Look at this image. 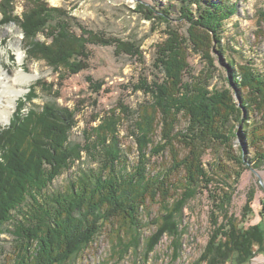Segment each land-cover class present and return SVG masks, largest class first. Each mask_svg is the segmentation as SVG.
Instances as JSON below:
<instances>
[{"label":"trees","instance_id":"trees-1","mask_svg":"<svg viewBox=\"0 0 264 264\" xmlns=\"http://www.w3.org/2000/svg\"><path fill=\"white\" fill-rule=\"evenodd\" d=\"M16 1L0 0L1 24L15 21L27 41L28 56L44 62L58 76L85 70L89 45L112 46L115 54L141 57L132 42L84 30L74 33L69 13L50 7L46 0H23L26 8L21 18L11 16ZM175 1L179 19L188 23V39L168 29V38L156 45L153 63L162 79L148 83L142 77L131 86L150 101L134 111L119 101L114 109L93 119L98 120L95 126L82 131V145L69 139L76 125L75 111L54 104L29 108L23 114L21 103L9 125L0 129V235L14 236L10 264H66L107 224L118 231L114 242L118 248L137 247L143 227L139 211L153 201L158 202L161 214L153 220L154 233L145 239L144 257L169 234L176 259L180 232L175 216L200 183L209 185L213 179L202 163L209 144L221 146L224 157L233 163L230 171L220 162L216 166L234 183L249 165L254 169L264 166V73H257L250 63L235 70L229 61L228 81L236 89L239 104L230 89H208L211 52L216 48L224 56L219 44L222 26L236 12L235 6L228 0ZM137 8L147 20L168 23L172 6L138 4ZM40 34L49 42L37 41ZM188 42L208 63L207 73L193 77L190 83L182 80L188 70ZM88 81L94 92L101 89L102 82ZM180 114L187 126L175 131ZM124 120H130L128 134L137 151L128 169L119 136ZM157 135L159 140L154 142ZM235 137L245 149H233ZM176 144L184 150L182 156ZM165 150L172 156L170 165L149 172L150 160ZM82 153L97 168L81 170L65 191L47 195L52 181L80 161ZM230 197L220 186L209 190L210 233L193 264H249L255 254L264 255V228L244 229L239 225L242 221L227 216ZM250 203L248 198L243 217Z\"/></svg>","mask_w":264,"mask_h":264},{"label":"rangeland","instance_id":"rangeland-1","mask_svg":"<svg viewBox=\"0 0 264 264\" xmlns=\"http://www.w3.org/2000/svg\"><path fill=\"white\" fill-rule=\"evenodd\" d=\"M46 2L50 7L62 8L69 13L74 20L71 28L74 33L79 34L84 30L132 42L141 54L140 58L135 55L115 54L112 46L89 45L87 68L75 75L64 73L58 76L44 62L28 56L27 41L24 40L19 25L15 21L1 24L3 19L0 13V73L2 70L12 76L16 70L22 69L32 76L29 82L21 84L23 92L17 98L15 110L9 121H0V129L9 125L21 103L23 114L28 112L29 108L40 109L45 104H54L59 108L75 111L76 125L71 130L69 139L82 145V131L95 126L98 120L93 119L102 117L108 110L114 109L119 101L133 111L140 104L150 101L148 95L134 92L131 86L142 77L148 83L162 79V75L156 73L153 68L156 45L168 38V29L176 30L188 39V23L179 19L178 3L175 0H46ZM228 3L235 6L236 12L222 26L219 44L226 59L215 52L216 48L212 50L213 67H210L212 78L209 80L208 89H230L239 104L236 89L229 84L227 69L228 66L232 68L229 65L231 60L235 70L240 64L250 63L257 73H264V0H228ZM138 4L148 8L171 4L168 23L145 19L137 8ZM25 8L23 0L14 2L11 16L20 19ZM192 9L194 10L193 6ZM36 39L41 43L49 42L41 34L36 36ZM18 47L23 52L22 62L17 58ZM187 47L188 70L183 73L182 80L190 83L193 77L207 73L208 63L190 44ZM89 79L93 82H102L98 92H94ZM38 81L43 83L38 84ZM1 91L2 89L0 94ZM129 125L130 120H124L119 127L121 149L126 158L127 169L134 165L137 157L136 145L128 134ZM186 126V119L180 114L175 131L184 130ZM158 140L157 135L154 142ZM232 143L236 151L245 149L237 137ZM175 147L182 156L184 150L181 145L176 144ZM81 156L80 161L75 162L52 181L46 190L47 195L65 191L69 182L81 170L97 168L96 162L90 157L84 153ZM170 159L172 156L166 150L158 157L152 158L148 165L149 172L157 171L162 165L169 166ZM219 162L225 165L227 171L232 170L233 163L224 157V149L218 144H209L202 157V163L205 171L213 179L209 185L200 183L195 188L193 197L186 200L175 216L180 232V250L176 259L173 257V238L169 234H164L153 251L144 257L145 239L154 233L156 224L153 220L161 214L158 202L153 201L148 202L139 211V221L143 227L139 228L140 239L137 247L118 248L115 245L118 231L107 224L87 246L79 248L66 264H193L202 253L209 237L208 194L215 186H220L230 193V201L226 208L227 216L242 221L239 225L244 229L255 225L264 228V166L254 169L249 165L234 183L232 178L225 177L224 172L218 169ZM248 198H251L249 212L243 217V207ZM7 229L11 230L12 227L8 225ZM13 240L14 236L11 233L5 232L0 235V264L11 263L9 256H12ZM249 264H264V255L255 254L249 260Z\"/></svg>","mask_w":264,"mask_h":264},{"label":"bare ground","instance_id":"bare-ground-1","mask_svg":"<svg viewBox=\"0 0 264 264\" xmlns=\"http://www.w3.org/2000/svg\"><path fill=\"white\" fill-rule=\"evenodd\" d=\"M23 52L18 47L17 58L23 61ZM31 75L26 74L22 69L16 70L14 75L10 76L7 72L1 70L0 73V121H9L16 107V101L20 93L23 92L21 84L29 82Z\"/></svg>","mask_w":264,"mask_h":264}]
</instances>
